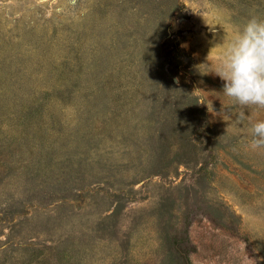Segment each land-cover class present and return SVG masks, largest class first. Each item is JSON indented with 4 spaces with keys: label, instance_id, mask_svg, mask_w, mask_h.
Instances as JSON below:
<instances>
[{
    "label": "rangeland",
    "instance_id": "obj_1",
    "mask_svg": "<svg viewBox=\"0 0 264 264\" xmlns=\"http://www.w3.org/2000/svg\"><path fill=\"white\" fill-rule=\"evenodd\" d=\"M252 17L0 0V264H264V108L215 73Z\"/></svg>",
    "mask_w": 264,
    "mask_h": 264
},
{
    "label": "clouds",
    "instance_id": "obj_2",
    "mask_svg": "<svg viewBox=\"0 0 264 264\" xmlns=\"http://www.w3.org/2000/svg\"><path fill=\"white\" fill-rule=\"evenodd\" d=\"M215 73L225 82V96L240 106L264 108V20L256 17L248 20ZM249 132L251 148L264 147V120L254 123Z\"/></svg>",
    "mask_w": 264,
    "mask_h": 264
}]
</instances>
